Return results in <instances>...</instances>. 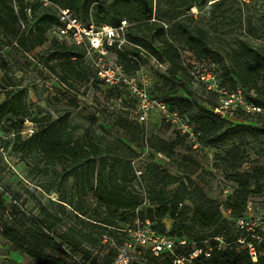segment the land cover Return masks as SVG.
<instances>
[{
    "label": "rangeland",
    "instance_id": "obj_1",
    "mask_svg": "<svg viewBox=\"0 0 264 264\" xmlns=\"http://www.w3.org/2000/svg\"><path fill=\"white\" fill-rule=\"evenodd\" d=\"M170 6V0L159 2L154 0V12L161 9L169 10ZM186 16L188 17L184 18ZM179 19L185 20L186 25L190 27L201 26L205 29L212 53L216 54L219 61L211 64V69L218 73L219 83L221 81L226 89L232 90L230 81L224 75L235 70L231 62L225 58L229 49H237L243 42L264 51V5L252 4L238 7L229 3L216 6L202 4L192 7ZM162 24L166 30L165 39L178 50L183 67L204 64L197 62L189 52L185 51L184 43L169 33L171 21L165 19ZM142 34L145 36L146 32ZM54 37L52 32L47 34L46 41L40 50L41 55L50 56ZM148 39L155 47L161 46L153 34L149 35ZM13 43L14 37L0 33V89L4 88L14 94L22 95L28 122H24L23 128L16 125L3 143L7 159H2L0 155V203L2 202L0 225L13 223L22 228H29L32 227V220L47 219L55 223L56 240L59 241V236L65 235L80 244L77 256L86 264L92 261L95 264H105L114 244L123 242L120 248L127 251L124 243L128 240L129 234L125 231L132 229L131 219L118 222L116 227L122 230L117 231L110 229L102 231L80 223L75 219L74 208L60 201L63 196L73 203L78 199L75 197L73 181L61 179L62 166L48 163L41 155L29 156L24 149L23 142L29 137L23 132L28 125H31V130L35 132L40 121L66 118L69 131L73 133L75 140L96 144L103 150V155L108 157L109 163L122 159L123 162H130L131 170L141 172L140 180L136 179L126 187L133 195L147 196L149 207H157L158 197L161 194L166 196L175 193L179 185L184 183L189 190L197 187L207 198L214 200L220 206L223 217L228 219L227 227L234 229L236 221L229 219L225 202L227 196L236 190V185L227 176L233 172H250L260 166L264 167V117L229 111L227 115H231L226 126L235 128L237 132H241V135L219 142L217 145L209 144L206 141L208 138L200 134L201 146L212 155V166L209 165L204 150H193L190 143L183 137L174 155L166 157L163 154H155L146 145L148 139L159 137L171 141L175 139L178 132L174 126L156 114L150 115L146 123H140L136 112V100L125 87H122L124 91L120 89V92H114L110 87L96 82L93 69L86 59L76 62L78 74L69 77L67 82H62L61 77L67 73L62 66H56L55 72H51L39 58L22 53L21 50L14 48ZM112 57L115 56L112 54ZM49 65H55V62L50 60ZM126 73L128 77L134 78L151 98L159 97L169 101L173 97H182L206 108H211L218 103L216 95L189 78L185 71L180 70L173 74V68L158 62L147 52H142L139 64H136V67L130 65ZM253 85L250 83L249 89H243L242 95L248 100H255L264 105V96L259 95ZM256 85H261L259 79ZM235 88L241 87L235 84ZM3 99L2 93L0 103ZM178 111L190 120L193 127H197L194 120V117L198 115L197 109L194 108L189 112L178 108ZM120 120L142 125L145 132L144 141L131 143L127 134L119 127ZM231 145L239 147L242 160L239 166L233 164L231 158L226 155ZM187 158L195 160L201 168L189 169L192 166L186 160ZM154 165L168 175L176 177L178 182L163 187L160 182L154 180L155 175L152 171ZM130 177L129 174L128 178ZM224 190L227 194H224ZM250 191L247 217H260L264 220V190L261 193H255L252 187ZM81 199V204L87 213L92 214L96 208L95 195L88 192ZM184 204L191 205L188 193L185 195ZM83 219L85 223L88 220ZM158 221L153 218L152 223L156 229L152 227L150 221L149 223L159 234L186 242L184 246L176 245V250L181 254L187 252L188 247H193L196 237L209 240L215 233V229L198 228L191 220L173 228L175 221L169 215L161 219L160 224L157 223ZM181 227L185 232L180 230ZM181 234L183 236L178 238L177 236ZM238 237V240H243L244 235ZM55 254L61 257L59 251ZM134 259L138 260L140 257H134ZM67 261L69 264L76 263L69 259ZM161 261L159 259L156 262ZM149 263H151L150 260L143 264ZM0 264L35 263L27 256L12 251L10 244L0 236Z\"/></svg>",
    "mask_w": 264,
    "mask_h": 264
},
{
    "label": "trees",
    "instance_id": "obj_2",
    "mask_svg": "<svg viewBox=\"0 0 264 264\" xmlns=\"http://www.w3.org/2000/svg\"><path fill=\"white\" fill-rule=\"evenodd\" d=\"M50 1L71 10L84 21H88L89 16L92 15V19L97 25L117 27L121 21L125 20L130 25L126 34L127 41L135 46L126 49L125 52L137 58L140 57L142 52H147L158 62L165 63L173 68V74L180 70L186 73L187 71L181 64V56L178 50L165 39L166 30L162 24L165 19L172 22L169 33L184 43L185 51L189 52L197 62L204 63L188 65V67H211V64L219 62L216 54L212 53L205 29L201 26L190 27L186 25L185 20L179 19L194 6L202 4L207 6L208 0H170L169 10L163 11L161 9L157 12H154V0ZM159 1L155 0V2ZM224 3L238 7L252 4L264 5L263 0H250L249 2L222 0L210 6ZM27 6L28 4L24 0H0V33H6L14 37V48L21 50L22 53L28 56L39 58L40 62L47 66L51 72H55L56 66H62L67 73L61 77V80L67 82L69 77L78 74L75 65L77 61L85 59L84 50L76 45L54 38V44L50 48V56L41 55L40 50L46 41L47 34L52 28L60 26V24L56 14L48 8H43L40 4L31 5V16L28 17L25 12ZM21 22L25 25L22 32ZM139 32L141 34H138ZM145 32L146 35L143 36L142 33ZM151 34L161 43L160 47H155L148 39ZM119 58L126 71L130 65L136 67V63L128 60L125 55L120 54ZM225 58L231 62L233 69H235L230 74L225 73L224 75L227 76L231 84L232 90L227 89L229 92L249 89L250 83H252L255 91L264 96V51L242 42L237 49H229ZM50 60H53L55 65H49ZM93 74L95 81L102 84L96 78L94 71ZM189 78L191 77L189 76ZM258 79L261 85L257 86L256 81ZM235 84L241 88H235ZM220 85L225 87L221 81ZM110 89L114 92H120V89L124 91L122 87H112ZM2 93L4 99L0 103V123L4 121V130L9 134L16 125L23 128V124L27 119L22 95L19 93L14 94L4 88L0 89V95ZM154 98L165 102L171 110L178 111V108H182L191 112L194 108L197 109L196 114L198 115L194 117L197 127H193L190 120H187L194 132L203 134L205 138H208L206 141L209 144L217 145L219 142L231 140L241 135L240 131L237 132L235 128L226 126L231 114L222 118L214 112L218 103L211 108H206L182 97H173L169 101L159 97ZM244 99L249 104L264 111L262 103L248 100L246 97ZM235 111L245 115L264 117L262 113L248 114L242 109ZM179 113L184 115L181 112ZM118 124L127 134L131 143L144 141L145 132L142 125L122 120ZM177 134L175 139L171 141L151 137L146 141V145L153 153L170 157L174 155L179 147L180 139L182 137L186 139L179 132ZM17 137L19 138V135ZM23 146H25L24 149L29 156L41 155L48 163L62 166L61 179L65 181L71 179L73 181L75 197L78 199L73 203L63 196L60 201L74 208L75 219L82 224H87L102 231L107 229L117 231L122 230L116 227L117 223L124 222L127 219L134 221L136 217H139L142 221L147 219L152 223L153 218L160 221L169 215L175 221L173 228L182 222L191 220L195 226L202 230L215 229L214 236L209 240L203 237L195 238L198 248L203 251L208 250L209 256L199 255L191 264H264V239L257 241L246 238V243L252 244L256 251L257 261L253 262L245 246L238 243V236L245 235V233L235 227L229 229L227 227L228 219L223 217L220 206L214 200L207 198L199 188L194 187L189 190L184 183H181L175 193L166 196L161 194L158 197L157 207H149L147 196L133 195L127 190V184L131 185L137 179L135 171L131 170L130 162H123L120 159L109 163L108 157L103 155V150L96 144L75 140L73 133L69 131L66 118L40 121L32 136L23 142ZM226 155L231 158L233 164L237 166L241 164L239 147L231 145L226 151ZM186 160L192 166L189 169L198 170L201 168L200 164L192 158ZM152 171L155 175L154 180L160 182L163 187L178 182L176 177L168 175L155 165L152 167ZM129 174L130 178H128ZM140 176L142 175L140 174ZM227 178L236 185V190L227 196L225 205L229 213V219L236 221L247 217L250 189L253 187L255 193H261L264 190V167L260 166L250 172H233ZM88 192L93 193L96 197V208L92 211V214H88L83 204H81V198H84ZM187 193L191 205L184 204ZM0 205H2V202ZM60 206L63 207V205ZM102 214H104L103 217ZM83 218L88 219L86 223ZM159 221L158 224H160ZM31 224L32 227L29 228H22L13 223L2 224L0 225V236L10 244L12 251L27 256L35 264H69L67 259L76 261L75 264H86L78 259L77 251L80 246L78 242L65 235L59 236V241L56 240L54 237L55 223H51L47 219H34ZM152 227L156 229L153 223ZM180 230L185 232L182 227ZM182 236L183 234L177 237L181 238ZM176 240L178 241V239ZM122 245L123 242L116 246L120 247ZM57 251L60 252L61 257L55 254ZM191 251L192 248L188 247L187 252L181 254L175 249V255L166 252L156 257L150 251L144 250L140 255L141 261L140 259H134L130 264H143L149 260L151 262L149 264H173L175 257L188 255ZM118 255L119 252L114 247L110 250L109 258L105 264H112ZM159 259L162 261L157 263L156 261ZM88 264H95V262L92 261Z\"/></svg>",
    "mask_w": 264,
    "mask_h": 264
},
{
    "label": "built area",
    "instance_id": "obj_3",
    "mask_svg": "<svg viewBox=\"0 0 264 264\" xmlns=\"http://www.w3.org/2000/svg\"><path fill=\"white\" fill-rule=\"evenodd\" d=\"M24 1L28 4L25 8L28 17L31 16V5L33 4H40L43 8H48L56 14L60 26L50 30L55 35L54 38L82 48L85 52V59L95 72L98 81L103 85L110 88L125 87L128 93L136 100V112L140 123H146L150 115H159L186 137L193 150H204L209 165L212 166V155L201 146L199 140L200 134L193 131L187 118L178 111L171 110L162 100L151 98L148 92L143 87H140L134 78L128 77L119 55H125L128 60L136 64H139V58L125 52L126 49L135 47L127 41L126 34L130 25L125 20L121 21L117 27L97 25L94 23L92 15L89 16L88 21H84L78 18L71 10L56 5L50 0ZM218 1L222 0H208L207 6ZM236 1L249 2L250 0ZM192 12H194L193 9ZM20 25L22 32L25 29V25L22 22ZM112 54L115 56L114 58ZM184 68L192 79L201 84L205 90L218 97V106L214 109L217 115L223 118L227 116L229 111L242 109L248 114L262 113L264 116V111L261 108L255 107L245 101L241 91L229 92L222 87L219 83L218 74L211 67H187L184 65ZM23 133L31 137L33 134L31 125H28ZM7 136L3 121L0 123V155L4 160L7 159V153L4 150L3 143L8 138ZM135 174L137 179L140 180L141 172L135 171ZM223 192L227 194V191L224 190ZM235 228L245 233L243 240H238V243L245 246L252 261L256 262V251L252 244L246 243V238L257 241L264 239V220L260 217L240 218L236 220ZM125 233L129 234L128 240L124 243V248L127 251H123L114 244L119 255L112 264H130L131 260H134V257H140L144 250L150 251L156 257L166 252L175 255L176 245L184 246L186 244L184 240L180 239L177 241L159 234L151 227L149 220L142 221L139 217L134 219L132 229L126 230ZM199 255L208 257L209 251H203L198 248L195 242L192 251L188 255L175 257L173 264H191Z\"/></svg>",
    "mask_w": 264,
    "mask_h": 264
}]
</instances>
